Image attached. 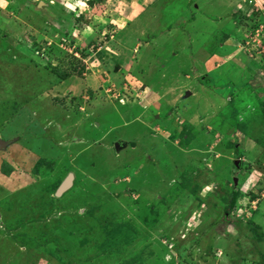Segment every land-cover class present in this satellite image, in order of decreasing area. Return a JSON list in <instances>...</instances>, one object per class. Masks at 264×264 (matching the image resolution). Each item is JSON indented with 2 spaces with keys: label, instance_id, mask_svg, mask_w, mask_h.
<instances>
[{
  "label": "rangeland",
  "instance_id": "rangeland-1",
  "mask_svg": "<svg viewBox=\"0 0 264 264\" xmlns=\"http://www.w3.org/2000/svg\"><path fill=\"white\" fill-rule=\"evenodd\" d=\"M243 1L0 0V264H264Z\"/></svg>",
  "mask_w": 264,
  "mask_h": 264
},
{
  "label": "water",
  "instance_id": "water-1",
  "mask_svg": "<svg viewBox=\"0 0 264 264\" xmlns=\"http://www.w3.org/2000/svg\"><path fill=\"white\" fill-rule=\"evenodd\" d=\"M3 145H5V141L0 140V148ZM114 146H115V149L117 150L119 147V143H115ZM237 163H238V160L237 161L235 160L233 164H235L237 166ZM71 179H72L71 174H68L67 177L62 181V183L57 188L55 194L60 195L63 191H65L71 185Z\"/></svg>",
  "mask_w": 264,
  "mask_h": 264
},
{
  "label": "built area",
  "instance_id": "built-area-1",
  "mask_svg": "<svg viewBox=\"0 0 264 264\" xmlns=\"http://www.w3.org/2000/svg\"><path fill=\"white\" fill-rule=\"evenodd\" d=\"M250 1V0H249ZM243 2H245V0L243 1ZM260 8V9H259ZM239 10H241L242 12H243V14H245V16L246 17H248V18H250L251 17V13L253 12V10H249V9H246V7L245 8H239ZM256 11H258V10H260L261 11V13H264V6H260V7H258V8H256L255 9ZM260 13V14H261ZM262 29H264V27L263 26H259V28L258 29H256V31H261ZM252 30V29H251ZM250 30V31H251ZM246 36H248V37H252V35L251 34H247ZM264 42V41H263ZM263 45H264V43H263Z\"/></svg>",
  "mask_w": 264,
  "mask_h": 264
},
{
  "label": "trees",
  "instance_id": "trees-1",
  "mask_svg": "<svg viewBox=\"0 0 264 264\" xmlns=\"http://www.w3.org/2000/svg\"><path fill=\"white\" fill-rule=\"evenodd\" d=\"M96 1H100V0H96ZM90 4L92 3V2H89ZM239 17V16H238ZM241 17H244V18H247L246 16H245V14H243L242 13V16ZM252 17V16H251ZM250 17V18H251ZM251 20H253V18L251 19ZM251 26H255V21H253V23H252V25ZM252 28V27H251ZM84 67H83V64L81 65V69H83ZM237 116V115H236ZM120 120V119H119Z\"/></svg>",
  "mask_w": 264,
  "mask_h": 264
},
{
  "label": "clouds",
  "instance_id": "clouds-1",
  "mask_svg": "<svg viewBox=\"0 0 264 264\" xmlns=\"http://www.w3.org/2000/svg\"><path fill=\"white\" fill-rule=\"evenodd\" d=\"M240 11H241V10H240ZM240 11H239V12H240ZM242 13H243V12H242ZM237 30L239 31V29H237Z\"/></svg>",
  "mask_w": 264,
  "mask_h": 264
},
{
  "label": "bare ground",
  "instance_id": "bare-ground-1",
  "mask_svg": "<svg viewBox=\"0 0 264 264\" xmlns=\"http://www.w3.org/2000/svg\"><path fill=\"white\" fill-rule=\"evenodd\" d=\"M65 6H66V5H65ZM165 92H167V90H166Z\"/></svg>",
  "mask_w": 264,
  "mask_h": 264
}]
</instances>
